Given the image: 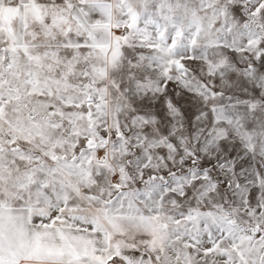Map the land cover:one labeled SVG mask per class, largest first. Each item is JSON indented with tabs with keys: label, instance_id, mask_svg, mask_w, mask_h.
I'll use <instances>...</instances> for the list:
<instances>
[{
	"label": "snow or ice",
	"instance_id": "obj_1",
	"mask_svg": "<svg viewBox=\"0 0 264 264\" xmlns=\"http://www.w3.org/2000/svg\"><path fill=\"white\" fill-rule=\"evenodd\" d=\"M0 264H264V0H0Z\"/></svg>",
	"mask_w": 264,
	"mask_h": 264
}]
</instances>
